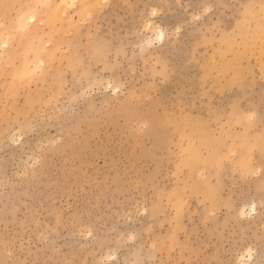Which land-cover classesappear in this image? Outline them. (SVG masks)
I'll use <instances>...</instances> for the list:
<instances>
[{
  "label": "rangeland",
  "instance_id": "374dc122",
  "mask_svg": "<svg viewBox=\"0 0 264 264\" xmlns=\"http://www.w3.org/2000/svg\"><path fill=\"white\" fill-rule=\"evenodd\" d=\"M0 264H264V0H0Z\"/></svg>",
  "mask_w": 264,
  "mask_h": 264
},
{
  "label": "bare ground",
  "instance_id": "6f19581e",
  "mask_svg": "<svg viewBox=\"0 0 264 264\" xmlns=\"http://www.w3.org/2000/svg\"><path fill=\"white\" fill-rule=\"evenodd\" d=\"M32 19V18H31ZM162 34V33H161ZM163 36V35H162Z\"/></svg>",
  "mask_w": 264,
  "mask_h": 264
}]
</instances>
